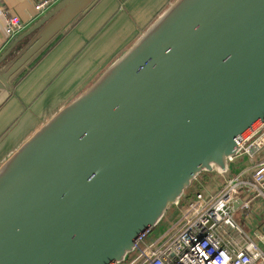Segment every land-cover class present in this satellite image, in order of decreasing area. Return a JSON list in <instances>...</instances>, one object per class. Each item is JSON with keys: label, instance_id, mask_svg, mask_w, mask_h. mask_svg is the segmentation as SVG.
<instances>
[{"label": "water", "instance_id": "obj_1", "mask_svg": "<svg viewBox=\"0 0 264 264\" xmlns=\"http://www.w3.org/2000/svg\"><path fill=\"white\" fill-rule=\"evenodd\" d=\"M100 1L21 34L0 90ZM262 122L264 0H174L0 166V264L127 263L202 174L230 178Z\"/></svg>", "mask_w": 264, "mask_h": 264}, {"label": "crops", "instance_id": "obj_2", "mask_svg": "<svg viewBox=\"0 0 264 264\" xmlns=\"http://www.w3.org/2000/svg\"><path fill=\"white\" fill-rule=\"evenodd\" d=\"M39 1L0 0V58L19 37L8 41L7 19L18 18L28 30L41 18L35 12ZM173 1L101 0L20 70L12 86L0 90V166L80 96Z\"/></svg>", "mask_w": 264, "mask_h": 264}, {"label": "built area", "instance_id": "obj_3", "mask_svg": "<svg viewBox=\"0 0 264 264\" xmlns=\"http://www.w3.org/2000/svg\"><path fill=\"white\" fill-rule=\"evenodd\" d=\"M61 1L40 0L36 19ZM27 28L9 17L8 41ZM240 146L230 178L215 191L197 193L160 244L140 240L135 264H264V122Z\"/></svg>", "mask_w": 264, "mask_h": 264}, {"label": "rangeland", "instance_id": "obj_4", "mask_svg": "<svg viewBox=\"0 0 264 264\" xmlns=\"http://www.w3.org/2000/svg\"><path fill=\"white\" fill-rule=\"evenodd\" d=\"M209 177L211 178L212 182L205 187V190L203 192L215 191L218 187L219 182L221 184L225 180V178L221 177L217 173L210 174ZM189 190H191V188ZM187 191H186V193H187ZM185 210H186V204H180L179 203V204L175 205L174 207H172L171 210L168 212L167 216L162 221V223L150 235H148L146 237L145 242L149 246H157L158 244H160L165 239L167 232L172 227L176 226L177 223H180L182 221L183 212ZM136 259H137V254L134 253L131 255L130 260L125 264H135Z\"/></svg>", "mask_w": 264, "mask_h": 264}, {"label": "trees", "instance_id": "obj_5", "mask_svg": "<svg viewBox=\"0 0 264 264\" xmlns=\"http://www.w3.org/2000/svg\"><path fill=\"white\" fill-rule=\"evenodd\" d=\"M209 175L210 174H202L193 183L191 190H188L189 192L187 191V193L185 192V195H183V198L180 201V204H186L187 205L190 201H192L195 198L197 193L203 192L205 190V187L212 182ZM219 184H220V182H219Z\"/></svg>", "mask_w": 264, "mask_h": 264}]
</instances>
